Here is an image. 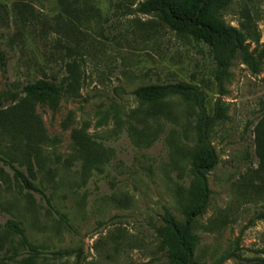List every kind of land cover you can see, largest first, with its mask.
<instances>
[{
  "label": "rangeland",
  "instance_id": "1",
  "mask_svg": "<svg viewBox=\"0 0 264 264\" xmlns=\"http://www.w3.org/2000/svg\"><path fill=\"white\" fill-rule=\"evenodd\" d=\"M144 1L0 0L1 109L22 99L18 91L27 82L76 81L56 110L32 105L46 137L33 182L53 209L0 162V264H74L77 255L81 264H168L156 228L164 207L177 222L186 219L196 110L174 98L171 121L144 124L133 110L135 89L175 82L202 91L208 116L218 100L225 108V119L209 132L219 162L205 175L210 193L192 222L194 259L258 264L264 248V164L256 140L264 121V0H229L224 22L241 31L247 11L260 39L244 43L250 60L236 55L221 81L209 48L136 13ZM73 133L95 144L93 166L75 159ZM24 146L0 131V151L14 153L15 165L27 173ZM9 219L36 248L70 254L31 256L4 227Z\"/></svg>",
  "mask_w": 264,
  "mask_h": 264
},
{
  "label": "trees",
  "instance_id": "2",
  "mask_svg": "<svg viewBox=\"0 0 264 264\" xmlns=\"http://www.w3.org/2000/svg\"><path fill=\"white\" fill-rule=\"evenodd\" d=\"M228 2L229 0H145L139 3L134 11L142 15L154 16L170 31L190 37L195 42L207 46L215 62L216 78L221 81L227 76L230 62L236 55L242 54L247 62L250 60L244 43L247 40L258 42L260 39L258 33L252 30L251 17L247 11L244 12L241 31L224 22L223 14ZM262 56L264 57V52ZM4 64V56L0 53V66L3 70H5ZM75 84V79L67 83L63 81L55 83L48 79L34 80L21 86L18 94L22 99L15 105L1 109L0 100V131L25 141L20 156L29 169L27 173L20 170L15 165L20 161L13 158L14 153L11 152L0 151V162L13 172L14 179L23 189L40 193L51 209L53 206L49 197L33 182L43 166L37 151L39 144H42L46 137L41 122L33 116L32 105L41 103L56 110L63 97L75 92ZM8 93L13 98L17 94ZM134 96L138 101V108L133 110V116L142 124L153 120L171 121L173 116L168 104L174 98L193 105L196 110L191 125L194 138L189 153L193 183L187 193L184 206L186 219L183 223L177 222L170 210L164 207L161 225L156 228V234L160 239V247L167 256L168 264H200L194 259L193 254L196 237L191 233L192 222L204 210L210 193L205 175L219 162L218 156L210 146L209 132L214 122H222L225 119V108L218 100L214 105L213 116H208L202 91L184 82L141 86L134 90ZM259 126L261 129L257 128L256 131L257 152L261 159L260 163L264 164V121H261ZM72 138L75 143V159L81 162L82 166H93L96 162L93 154L95 144L89 143L78 133H73ZM57 214L59 221L69 226L67 219L62 214L58 212ZM260 216L264 218V212ZM4 227L19 238L20 243L31 256L49 254L53 257H65L70 254L67 250L47 253L36 248L30 243L22 226L14 220H7ZM259 254L261 257L258 264H264V248ZM74 264H81L79 255L76 256Z\"/></svg>",
  "mask_w": 264,
  "mask_h": 264
}]
</instances>
